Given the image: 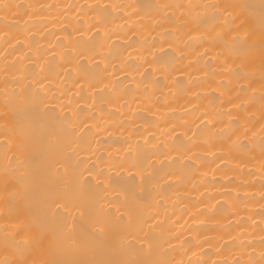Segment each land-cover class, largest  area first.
<instances>
[{
	"label": "bare ground",
	"instance_id": "bare-ground-1",
	"mask_svg": "<svg viewBox=\"0 0 264 264\" xmlns=\"http://www.w3.org/2000/svg\"><path fill=\"white\" fill-rule=\"evenodd\" d=\"M262 35L264 0H0V264H264Z\"/></svg>",
	"mask_w": 264,
	"mask_h": 264
},
{
	"label": "snow or ice",
	"instance_id": "snow-or-ice-1",
	"mask_svg": "<svg viewBox=\"0 0 264 264\" xmlns=\"http://www.w3.org/2000/svg\"><path fill=\"white\" fill-rule=\"evenodd\" d=\"M7 7V5H5ZM251 39L249 36H244L240 39L239 44L240 47L237 49L238 53L240 54H246L248 51H250L248 47V41ZM260 47L261 49H264V35L260 38ZM105 187H108V185H105ZM57 209H62L64 212H67V208L62 206L61 204H56ZM79 211L80 216L83 217L85 215V212L83 209H77ZM75 219V217H73ZM121 224L124 223V218L121 217L120 221ZM130 223V221H129ZM46 227L48 230H50L53 233V236L57 240H62L64 245L66 246L67 250L73 251V252H82L86 253L89 247V244L87 241L77 238L75 234V227L72 224H69L67 222V218L62 216L61 211H57L56 213H53V219L50 222H46ZM97 231L99 233L104 232V227L101 225ZM14 241H16V238H12ZM17 245L19 246V241H16ZM28 240H24L23 245L27 247L29 245ZM23 264H27V261H24ZM47 264H158V262L154 261H147V260H139V261H124V260H116V261H99L94 259H77V260H61V259H52L47 262Z\"/></svg>",
	"mask_w": 264,
	"mask_h": 264
}]
</instances>
